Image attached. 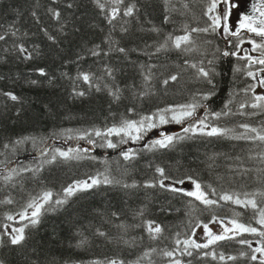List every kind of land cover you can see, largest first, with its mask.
Returning <instances> with one entry per match:
<instances>
[{
  "label": "trees",
  "instance_id": "trees-1",
  "mask_svg": "<svg viewBox=\"0 0 264 264\" xmlns=\"http://www.w3.org/2000/svg\"><path fill=\"white\" fill-rule=\"evenodd\" d=\"M69 2L74 4L71 9L66 6ZM102 2L105 3L103 10L97 7L95 0H0V33L6 36L0 41V234L6 231L4 225L10 224L8 215L17 216L44 191L50 190L54 198H59L58 194L69 184L101 173L122 182L143 185L159 179L155 169L163 167L166 175L174 179L186 180L192 176L205 186L212 199H218L219 194L225 192L246 199L250 197L245 193L264 191V172L261 171L264 164L259 159L249 158L260 151L258 142L195 135L168 149H150L153 142H149L141 148L130 149L136 154L135 158L125 160L122 153L128 151L125 145L132 139L107 137L118 144L113 149L99 146L105 142L104 137L88 135L94 129L103 132L109 127H118L124 119L139 121L164 108L195 102L194 98L213 90L210 100H200L206 106L202 113L224 111L229 100L232 103L228 105L230 115L219 120L209 115L212 124L235 129L230 135L242 133L244 130L239 127L242 123L258 129L264 127V113L241 114L258 112L250 106L240 108L242 103L254 102V94L243 90L255 81L246 75L247 61L222 55L225 42L219 29L216 33L193 32L194 43L182 46L190 51L177 50L171 42L166 50L155 51L170 34L181 36L187 34L186 28L209 27L214 12H208L211 0H170L168 3L165 0H124L122 5L113 0ZM133 4L138 9L135 18L123 17L121 12V18L113 25L108 24L112 7L124 9ZM50 8L62 11L61 22L51 17ZM33 12L39 20L33 17ZM62 22L66 23V34L59 31ZM122 26L128 27L129 32H121ZM153 27L160 31H150ZM16 29H19L17 34L10 35ZM109 34L117 43L109 44ZM49 35L57 36V42L51 41ZM19 45L32 52L33 59L28 60L25 54L16 51ZM118 46L129 51L127 54L116 52ZM137 48L143 51H132ZM91 50H98L101 55L92 56ZM209 60L213 61L212 65L208 64ZM192 64L197 67H191ZM201 66L215 68L211 84L199 76ZM107 67L113 69L115 80L105 75ZM237 67L241 69L239 72ZM148 68L153 74L150 83L144 79ZM39 69H44L47 75H40ZM81 73L92 74L93 83L101 86L113 89L119 86L121 99L114 101L107 89L97 91L78 80ZM171 75H176L177 80L165 85L163 80ZM74 89L85 91L86 95L74 96ZM6 92H13L20 100L11 101L3 95ZM81 136L87 139H80ZM22 137L29 139L17 145L15 141ZM122 138L128 142L119 143ZM88 139L97 142L91 144L95 149L82 152L83 158L79 160L58 157L55 162L48 163L57 148L69 150L62 145L38 158L33 157L48 141L88 143ZM143 139L144 135L135 143H142ZM13 162H17L16 168L5 173L4 169ZM14 172L17 173L12 176ZM10 173L11 180H5ZM209 185L217 189V194L211 193ZM182 187L192 189L193 185L186 180ZM255 198L258 203L264 202V197L257 195ZM9 199L11 204L4 203ZM190 199L158 187L101 186L71 198L68 205L56 212L46 213L37 228L26 229L28 239L23 246L11 245L4 235L0 259L5 264H25V257H31L32 250L38 249L42 264H49L53 259L72 264H92L93 261L108 264L111 260H123L126 264H135L137 260H141V264H171V259L177 258L183 264H256L240 255L250 249L238 243L239 239L252 241L253 247L259 246L257 240L264 239L250 233L218 242L209 249L199 250V254L192 250L191 257L181 255L182 242L192 238L191 231H196L198 224L212 223L213 217L224 221L235 218L264 230L258 224V210L250 206L244 208L221 201L219 205L206 207L199 201L189 204ZM93 209L109 213L119 211V219L112 217L114 224L123 222L132 227L125 231L110 225ZM140 209L144 214L135 215ZM148 221H155L164 229L160 237L153 239L147 232ZM76 222H79L77 227L88 225L85 233L88 243L83 247H76L80 239L73 227ZM94 228L105 231L110 238L93 236ZM177 240L181 244L177 245ZM169 250H176L175 257L170 259L162 255ZM204 251L222 253L225 260L221 261L218 256L215 260L205 257ZM145 252L150 256L144 257ZM228 256L237 259L228 260Z\"/></svg>",
  "mask_w": 264,
  "mask_h": 264
},
{
  "label": "snow or ice",
  "instance_id": "snow-or-ice-1",
  "mask_svg": "<svg viewBox=\"0 0 264 264\" xmlns=\"http://www.w3.org/2000/svg\"><path fill=\"white\" fill-rule=\"evenodd\" d=\"M55 2V0H53ZM115 4L122 5L124 4V0H113ZM166 3L170 2V0H165ZM95 3L98 8L101 10L105 9V3L102 0H95ZM67 8L71 9L74 7L72 2L67 3ZM242 5H238L235 0H211L210 6L208 8V12L216 11L220 9V11L211 18V25L209 27L203 28H192L188 30L186 28L185 35L181 36H172L171 34L168 35L167 39L163 44H160L156 47L155 51L160 52L162 50H166L169 47V42H171V46L177 50L183 51H190L189 48H182V46L189 45L194 43L192 39L193 32L199 33H216L217 30H220L221 35L227 38H236L235 47L242 48L243 44L245 43V38L242 37V32L252 33L257 37L264 38V0H262L261 5H252V10L254 12L259 13V19L255 16L244 14L239 19L238 23H231L230 17H232L237 9H239ZM48 11L51 14V17L54 18L56 21H62V11L57 10L55 8H50ZM138 11L135 4L132 6H125L124 9L119 7H112L111 12L108 15L107 22L109 25H113V22L116 21L118 18H121V12L123 13V17L135 18L136 12ZM33 17L39 20V17L36 16V13H32ZM166 22H170V19H166ZM223 22V23H222ZM127 21H124V25H127ZM14 27V26H13ZM66 23L62 22L61 27L59 29L60 33H65ZM19 29L16 31L10 32V35H16ZM47 33V29H44ZM121 32L127 33L129 32L128 27L122 26L120 29ZM150 31L152 32H159L160 29L158 28H151ZM48 38L53 41L54 43L57 42V36L49 35ZM6 39L5 34L0 33V41H4ZM109 44L117 43L115 40L112 39L111 34L108 36ZM229 45H231V40L227 41ZM248 43L252 45V52H259L258 57H253L251 54H247L246 56H241L239 51H231L230 48L226 49L222 52L224 57L229 56H236L240 59H246L248 61V68L251 69L253 65H261L264 66V43H258L255 39H249ZM99 46H97L98 48ZM19 53L25 54L26 59L31 60L33 59V53L29 52V50L24 45H19L16 49ZM116 52L125 53L129 51L127 48L123 46H118L115 48ZM132 51H143L142 49H132ZM246 51V50H245ZM90 55L92 56H99L101 52L98 50H91ZM209 65L213 64L212 60L208 61ZM191 67L196 68V64H192ZM241 69L237 67L236 71H240ZM40 75L46 76L47 73L44 69H39ZM259 73L264 74V67H260L258 70ZM198 74L200 77L204 78L207 83L211 84L212 76L215 74V68L211 67L205 69L204 67L198 68ZM67 75V73H65ZM105 75L107 77H111L115 80L114 71L111 67H107L105 69ZM247 77H250L255 83L249 84L243 91L245 93L252 92L254 94L253 100L254 102L249 103H242L240 105L241 109H245L247 107H251L254 110L251 113H241L247 114L249 116H255L258 113H264V94H258L256 89L258 87L264 88V75H258L256 71L248 70L246 73ZM2 79V77H0ZM78 80H82L85 83H88L90 87H93L97 91H101L107 89L109 94L113 98L114 101H119L121 99V92L122 90L119 86H115L114 89L109 87L108 85L101 86L100 84L93 83L94 76L92 74L81 73L78 77ZM99 79H103L100 77ZM144 79L147 82H151L153 79V74L151 72V68H148L147 74H145ZM176 81L177 76L171 75L169 79H164L163 83L167 85L169 81ZM51 83V81H49ZM33 84H36V81H32ZM144 94V93H142ZM3 95L7 96L11 101H19L20 97L14 94L13 92H6ZM73 95L78 97H84L86 95L85 91H76L73 90ZM214 95V90L208 94H201V96L197 99L194 98L195 102L186 103L178 106L167 107L164 108L157 113L152 114L151 116H144L139 121L136 120H129L124 119L120 122V125L109 127L106 131H100L98 129H94L92 133L88 135H95L96 137H104L105 142L100 144V147H107V148H117L118 144L114 143L112 140L107 139L109 136H127L129 139L132 140H140L141 136L139 133L145 130V124L147 123V128L152 129L156 128L157 124L155 121L158 119L160 124H167L169 122H175L177 124H185L187 121V125L183 128V132L190 135H180V136H173V135H163L162 139H157L153 141L149 148H160V149H168L175 146L178 141H183L185 139H191L195 135L207 136V137H227L230 139L235 140H242V141H249V142H258L257 147L260 151L256 154V156L249 157L250 159H259L261 164H264V127L257 128L255 126H251L247 123H242L239 125L244 131L239 134L230 135V133H234L235 129L227 128V127H220L217 125L212 124L209 121V115L213 117L215 120H219L222 116H228L231 114L228 105L232 103L229 100L228 104H226L224 111H218L214 113H198V109L205 108L206 106L200 102V100L208 101L210 100L211 96ZM135 111V109H132ZM171 114L170 116L168 114ZM19 115V113H17ZM133 132L137 133L133 135ZM28 137H22L15 141L17 145L23 144ZM80 139H87V136H81ZM127 140L123 138L120 140L119 143H127ZM89 144H96L97 142L91 139H88ZM88 149H80V148H73L67 151H62L59 148L55 150V154H53L50 158L48 163L55 162L58 157L63 158L64 160H79L82 159L83 156L81 153H87ZM123 158L125 160H132L135 158V153L133 150L124 151ZM32 171V169H22V171ZM155 171L159 174V179L155 182H147L143 185L137 184L135 182L129 184L127 182H122L121 180L115 179L114 177H110L108 174L101 173L97 176H89L87 179L75 181L68 186L64 187L62 193L58 194L59 198H54V194L52 191H44L42 196L39 199H33L29 202L25 207L24 210L18 213L20 221H27L23 227H13L10 231H5L3 234H0V245L3 244V236L6 235L8 237V243L13 246H23L25 241L28 239L26 236V229L28 228H37L42 223L43 216L48 212H56L64 206L69 204V201L73 197H77L80 193H87L91 192L101 186H112V187H121L123 189H135L139 187H146V188H160L165 191H169L175 194H179L182 196H186L192 198L189 200V204H192L193 201H199L206 207H211L215 205H219L221 201L223 202H232L237 206H243L244 208L251 207L252 210H258L259 220L258 224L264 228V202L258 203L257 199L255 198L257 195L260 197H264V191L260 193H245L246 199H241L235 193L228 194L227 192L223 194H219L218 199H212L209 197V193L205 191V186H203L200 182L194 179L192 176H188L186 178L187 182H190L193 185L192 189H187L182 187L186 180L184 178L181 179H174L166 175L165 169L163 167H157ZM264 172V168L261 169ZM11 173L8 176H5V180H11ZM167 181V183H166ZM211 189L212 194H217V189L211 187L210 185L207 186ZM4 203L11 204L12 200L9 199L4 201ZM29 209L31 210L29 212ZM93 212L100 215L102 219H106V222L110 225H114L118 228H123L125 231L132 227L131 225H125L123 222L120 224H114L112 217L119 219L120 212L119 211H112V212H102L100 209H93ZM137 216H142L144 214V210L140 209L136 213ZM16 217L13 215H8L7 220L13 221ZM212 223L218 224L220 231L214 232L212 228L209 227V223H202L198 224L196 227H203L206 242H198L196 237L195 230L191 231L190 236L191 239H185L183 243V249L181 251V255L186 256H193L192 250H197L199 254V250L209 249L210 246L216 245L218 242L226 241V240H234L237 237L243 236L244 234H253L260 238H264V230L261 228H257L251 225H246L245 223L239 222L237 219L233 218L228 223H225L223 219L218 217H213L211 220ZM76 222L73 224V227L76 229V233L79 235L80 239L76 247H83L88 243V236L85 234L87 232L88 225L87 224H80L77 227ZM229 224L231 226H229ZM8 225H4L5 229H8ZM147 232L152 235V238L160 237L164 229L157 224L155 221H148L147 222ZM232 234V235H230ZM93 236H100L104 237L105 239H109V234L105 231L94 228L92 230ZM127 243V241H125ZM177 245L181 244V241H176ZM238 243L242 245H246L250 252H242L240 255L243 257H247L250 261L256 262V264H264V239L257 240L256 244L259 246L253 247V242L247 239H239ZM38 249L32 250L31 257H25V264H42V258L38 255ZM154 251V250H153ZM164 257L173 258L176 255V250H169L164 251L162 253ZM203 255L205 257L211 256L213 260L218 258L223 261L225 260L224 254H218L215 251H204ZM150 253L145 252L144 257H149ZM143 259V258H141ZM228 260H236V256H228ZM0 264H5V262L0 259ZM49 264H72L71 261H59L51 260ZM92 264H100L98 261H93ZM108 264H126L123 260H111ZM135 264H141V260H137ZM171 264H183L180 259H171ZM190 264V262H189Z\"/></svg>",
  "mask_w": 264,
  "mask_h": 264
},
{
  "label": "flooded vegetation",
  "instance_id": "flooded-vegetation-1",
  "mask_svg": "<svg viewBox=\"0 0 264 264\" xmlns=\"http://www.w3.org/2000/svg\"><path fill=\"white\" fill-rule=\"evenodd\" d=\"M235 2L238 5H242L239 9H237L234 13V15L232 17H230V22L231 23H238L239 19L242 17V15L244 14H248V15H252L255 16L259 19V13L258 12H254L252 10V5L256 4V5H261L262 4V0H235ZM218 11H220V9H218ZM223 23V22H222ZM242 37L245 38V43L243 44L242 48H236L235 47V43H236V38L232 37V38H224V41L228 47V49L230 48L231 51H239L241 56H246L247 54H251L253 57H258L259 56V52H252V45L250 43H248L249 39H255L258 43H264V38L261 37H257L252 33H247V32H242ZM231 40V45H229L227 43L228 40ZM246 50V51H245ZM237 60H246V59H240L236 56H234ZM247 66H248V62ZM260 67H264L261 65H253L251 67V69L248 68V70H252V71H256L258 73V75H264L262 73H259L258 70Z\"/></svg>",
  "mask_w": 264,
  "mask_h": 264
},
{
  "label": "rangeland",
  "instance_id": "rangeland-1",
  "mask_svg": "<svg viewBox=\"0 0 264 264\" xmlns=\"http://www.w3.org/2000/svg\"><path fill=\"white\" fill-rule=\"evenodd\" d=\"M256 92L258 93V94H264V88H257L256 89ZM169 115H171L170 113H169ZM156 124H157V127L156 128H158V127H166V126H170V125H174V124H177V123H175V122H169V123H167V124H160L159 123V120L157 119L156 120ZM145 127V130L144 131H142L141 133H139V135L142 137L143 135H144V138L146 137V136H148V135H150V133L154 130V129H156V128H152V129H148L147 128V124L144 126ZM137 133H135V132H133V135H136ZM182 133H178L177 135H181ZM132 142H137V140H132ZM127 150H130V149H127ZM17 172H14L13 174H12V176L13 175H15ZM31 210L29 209V212H30ZM15 217H16V219L15 220H13V221H10V224L8 225L9 227H8V229H6V231H10L11 230V228H13V227H23L24 226V224L25 223H27V221H20L19 220V216H18V214H17V216L15 215ZM225 223H228V221H225ZM229 226H231L230 224H229ZM209 227L210 228H212V230L214 231V232H219L220 231V228H219V226H218V224H216V223H210L209 224ZM196 239L198 240V242H201V243H203V242H206V237H205V233H204V230H203V227L202 226H200V227H198L197 229H196ZM230 235H232V234H230Z\"/></svg>",
  "mask_w": 264,
  "mask_h": 264
},
{
  "label": "water",
  "instance_id": "water-1",
  "mask_svg": "<svg viewBox=\"0 0 264 264\" xmlns=\"http://www.w3.org/2000/svg\"><path fill=\"white\" fill-rule=\"evenodd\" d=\"M182 127H183V126H182ZM177 129L179 130L180 128L167 129V133H169L170 131L177 130ZM51 144H52V145H55L56 142H52ZM76 145H79V146H82V147H87V148H89V149H91V150H94V147H93V146H91V145H89V144H87V143H85V142H82V141H77V142H76ZM48 146H49V145L45 146L42 150H40V152L36 153V154L34 155V157H38L40 154H44V153L46 152V150L48 149ZM67 146H68V147H71V145H69V144H68ZM132 146H134V145H131V144L127 145L128 148H130V147H132ZM138 146H139V145H138ZM71 148H72V147H71ZM16 165H17V163H13V164H11V165L8 167V169H7L6 171H9V170L15 168Z\"/></svg>",
  "mask_w": 264,
  "mask_h": 264
},
{
  "label": "bare ground",
  "instance_id": "bare-ground-1",
  "mask_svg": "<svg viewBox=\"0 0 264 264\" xmlns=\"http://www.w3.org/2000/svg\"><path fill=\"white\" fill-rule=\"evenodd\" d=\"M52 142H56V144H55V145H52V144H51ZM60 143H63V142H58V141H56V140H52V141H48L44 146L49 145V146H48V149L46 150V151L48 152V151H50L53 147L60 146ZM136 148H139V147H136Z\"/></svg>",
  "mask_w": 264,
  "mask_h": 264
}]
</instances>
